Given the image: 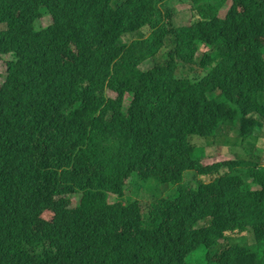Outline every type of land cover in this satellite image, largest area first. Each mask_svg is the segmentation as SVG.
Listing matches in <instances>:
<instances>
[{
  "label": "trees",
  "instance_id": "16d2710c",
  "mask_svg": "<svg viewBox=\"0 0 264 264\" xmlns=\"http://www.w3.org/2000/svg\"><path fill=\"white\" fill-rule=\"evenodd\" d=\"M169 1L0 0V56L9 55L0 84V264H186L199 247L206 264H232L226 254L264 264V44L256 40L264 0H193L179 26L162 9ZM45 14L52 22L37 29ZM185 66L205 71L198 90L209 86L179 104ZM245 115L258 124L252 135ZM192 118L203 132L209 125L239 139L236 153L254 151L253 159L245 168L238 154L204 164L201 144L189 141L200 134L186 130ZM212 176L219 182L205 184ZM131 180L176 192L150 208L143 194L122 202ZM73 196L80 206L51 203ZM48 209L51 221L41 222ZM208 219L214 229L201 231ZM229 233L250 235V245H224Z\"/></svg>",
  "mask_w": 264,
  "mask_h": 264
},
{
  "label": "rangeland",
  "instance_id": "374dc122",
  "mask_svg": "<svg viewBox=\"0 0 264 264\" xmlns=\"http://www.w3.org/2000/svg\"><path fill=\"white\" fill-rule=\"evenodd\" d=\"M193 0H170L169 3H167L165 6L162 7L163 11L170 10L172 12V20L176 26H179L181 24H187L189 20H191V17L193 15L191 6H192ZM223 14V11L221 12ZM52 22V16L49 14H45L42 18H40L35 24L36 28L40 29L47 25H49ZM258 45L264 44V38L262 39H256ZM204 47V46H203ZM202 47V48H203ZM201 48V50H202ZM9 58V55H5V57L0 56V84L3 82L4 78V70H5V62ZM153 61L150 59L148 61H145L141 64V69L147 70L153 67ZM188 66H185L180 69L178 72L179 76L183 75H199L201 74L202 70L199 68V66H195V69L189 70ZM102 90V89H100ZM219 92H214L210 94V97H215L218 95ZM110 95H113V93L110 92ZM128 102V100H127ZM255 116H257L256 111L254 113ZM236 117L238 119H241V114L238 113V110H236ZM222 118L220 115L212 116L213 120H219ZM254 117L250 115H245V125L250 133L252 135V132L256 129L258 124H251L249 121L250 119H253ZM247 120V122H246ZM258 121H262L258 116ZM237 127L240 125L239 123L235 124ZM206 128V131L203 132V124L199 120H192L189 121L187 125V130L189 132H195L197 134H200V136L193 135L191 138H195L193 141H196L197 143L201 144V148H197L200 159L206 163L210 164L213 161H216L218 159L223 158H232L234 156V153L238 151V148L235 146V144H239V139H234L232 137H229L228 134H221L216 133L214 131V127H209V125L204 126ZM233 136V134H231ZM264 137V135L262 136ZM191 138H189V141H191ZM192 143V141H191ZM198 146V145H197ZM243 153L238 154L237 160L241 163L242 167L245 168V166L248 164L245 161H250L253 159L255 152L251 150L242 151ZM214 158V159H212ZM194 173L193 171H187L184 176V180L188 182L187 178L189 176H192ZM199 178V177H198ZM211 178H206L205 182L210 181ZM132 181V180H131ZM186 182V183H187ZM193 182L197 185V179H195ZM196 185L194 187H196ZM255 186V185H253ZM252 186V187H253ZM258 187L257 185L255 188ZM172 189H167L165 185L158 184L155 182H148V183H139V188L135 185V183L132 181V184L130 186L129 192L125 195H122L120 201L122 202H129L130 200H137L140 201L142 199L143 194V204L144 206H147L150 208L158 199L163 198L166 196L173 195V193L176 192V189L171 187ZM58 200V201H57ZM79 201V197H74L72 199H55L51 201V203L56 204L57 206H73L75 207ZM110 202H113V199H110ZM143 215L145 216V213L143 212ZM53 216V211L48 209L46 210L40 217L41 222H50ZM204 254V248L199 247L195 251H193L191 254H188L185 263L186 264H206L204 260L200 258L201 255Z\"/></svg>",
  "mask_w": 264,
  "mask_h": 264
},
{
  "label": "clouds",
  "instance_id": "9594fccd",
  "mask_svg": "<svg viewBox=\"0 0 264 264\" xmlns=\"http://www.w3.org/2000/svg\"><path fill=\"white\" fill-rule=\"evenodd\" d=\"M38 20H39V19H38ZM38 20H37V21H38ZM37 21H36V22H37ZM47 26H48V25H47ZM35 27H36V24H35ZM45 27H46V26H45ZM40 29H41V28H40ZM206 51H208L207 48H204V49H202L201 51L198 52V55H199V53H202V52L204 53V52H206ZM201 70H202V72H201V74H199V75H194V76L183 75V76H181L182 79H183V82H182V90H183V92L185 93V98H176V97H173V98H174V101H176V102L179 103V104H185V103H187V102H191V101L197 100V94H198V91H200V93L203 94L204 90H205L209 85H208L207 82H204V83L201 85L200 90H198L199 77L202 76V75H204V73H205V71H204L203 69H201ZM214 92H219V91L216 90V91H213L212 93H214ZM212 93H210V94H212ZM210 94H209V97H210ZM218 95H219V93H218ZM218 95H217V96H218ZM217 96H215V97H217ZM215 97H210V98H215ZM230 103H233V102H230ZM192 120H199V121H201L202 124H203V121H202V120L197 119V118H192V119H189V120L187 121V125H188L189 121H192ZM186 130H187V126H186ZM192 133H195V132H192ZM197 136H200V135H197ZM195 138H196V137H195ZM195 138L191 139V141L193 142V140H194ZM236 154H238V153L235 152V153H234V156H233L232 158L218 159V160H216V161L211 162V163L208 164V165H212V164H214V163H216V162H222V161L234 160L235 157H236ZM212 159H214V158H212ZM202 162H203V161H202ZM203 163H204V162H203ZM204 164H206V163H204ZM189 182H191L193 186L196 185V183L193 182V181H189ZM218 182H219V180H218L216 177H213V176H212V177H211V180L205 182V184H207V185H208V184H216V183H218ZM74 197H77V196L68 197V198H65V199H72V198H74ZM78 197H79V201H78L77 205L80 206V201H81V199H80V196H78ZM215 221H216L215 219H208V220H203V221H201V222L199 223L200 230H201V231L210 232L211 230L214 229L213 225H214ZM226 221H228V220L226 219ZM249 234L252 235V231H251V233H249ZM250 235H248V237H249L248 240H246L245 238H244V240H240L239 237H240V236H244L242 233H240V234L229 233V234L226 236V238L223 239L222 241H223L224 245H226V246L231 245L233 248H236V247L238 246V243H240V245H242V246L250 245V243H251V242L249 241V240H250ZM206 239H207V238H206ZM210 248H211V251H215V249H216L214 246H211ZM226 255H232V261H231L232 264H244V262H245V258L247 257V255H233V254H226Z\"/></svg>",
  "mask_w": 264,
  "mask_h": 264
}]
</instances>
